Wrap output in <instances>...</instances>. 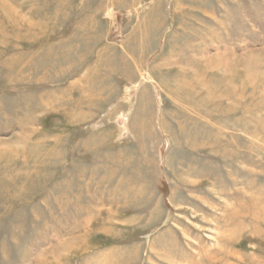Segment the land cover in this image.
Instances as JSON below:
<instances>
[{
  "label": "rangeland",
  "instance_id": "1",
  "mask_svg": "<svg viewBox=\"0 0 264 264\" xmlns=\"http://www.w3.org/2000/svg\"><path fill=\"white\" fill-rule=\"evenodd\" d=\"M0 264H264V0H0Z\"/></svg>",
  "mask_w": 264,
  "mask_h": 264
}]
</instances>
